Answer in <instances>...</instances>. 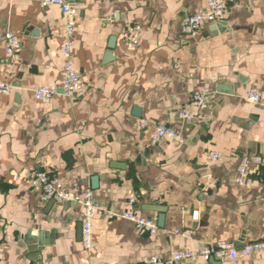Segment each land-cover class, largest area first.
<instances>
[{
    "label": "crops",
    "instance_id": "crops-1",
    "mask_svg": "<svg viewBox=\"0 0 264 264\" xmlns=\"http://www.w3.org/2000/svg\"><path fill=\"white\" fill-rule=\"evenodd\" d=\"M67 1L84 94L59 89L43 103L32 89L60 86L64 19L56 5L0 0V80L11 85L0 94V264H142L219 241L264 240V168L249 186L236 181L244 157L264 155V100L246 98L253 87L264 96V0H224V22L194 36L181 32L182 19L208 0ZM132 23L141 26L135 47L121 36ZM8 30L20 42L11 58ZM201 90L206 106L195 121L181 120L178 111H194L189 100ZM157 123L185 140L152 143ZM213 150L222 157L208 164ZM25 168L56 174L70 199L32 192ZM87 190L96 205L88 250L78 203ZM131 198L154 233L122 217ZM177 264H264V251Z\"/></svg>",
    "mask_w": 264,
    "mask_h": 264
},
{
    "label": "built area",
    "instance_id": "built-area-1",
    "mask_svg": "<svg viewBox=\"0 0 264 264\" xmlns=\"http://www.w3.org/2000/svg\"><path fill=\"white\" fill-rule=\"evenodd\" d=\"M41 7L50 5L58 6L60 13L64 19V28L62 33L61 54L64 59L60 71V86L40 85L32 89L33 97L40 102H49L54 95L60 92L63 95L72 98H80L84 94L83 82L78 70L73 66L71 60V50L75 42V26H76V9L67 0H38ZM226 4L224 0H208L206 7L193 14L183 17L181 22V32L187 36H194L207 23H218L225 18ZM121 36L128 46L135 47L141 40V26L139 23L129 24ZM20 42L18 37L12 31H6L4 37V56L6 58L13 57L19 50ZM11 85L0 80V94H9ZM206 90L193 93L189 100L193 110L180 109L178 116L183 121L193 122L198 118V111L206 106ZM246 98L251 102H261L264 96L258 88H250L246 92ZM138 125L145 127L148 125L146 120H141ZM150 140L152 143H161L166 140H176L183 142L184 136L177 132L169 125L157 123L154 124L150 132ZM222 155L218 151H210L205 160L206 163L216 162L221 159ZM260 168H264V155L253 154L246 156L239 167L237 175V183L241 186H249L252 183L251 175L256 174ZM24 182L28 188L35 193L45 195L52 200L64 202L70 199L69 192L65 188L62 180L53 173L42 170H34L25 168ZM134 199H130L128 209L122 213V217L133 222L140 230H146L154 233L157 229L156 223L146 217H143L135 210ZM78 203L82 209L81 218V243L85 249L93 246V215L96 205L92 198V192L87 190L78 199ZM189 236V233H186ZM261 251H264V240L245 242L241 246H237L233 241H219L217 243L208 244L199 248L183 249L174 252L168 258L151 255L146 258L142 264H177L187 260L200 258L204 261L216 259L219 261H233L239 258L251 257Z\"/></svg>",
    "mask_w": 264,
    "mask_h": 264
},
{
    "label": "water",
    "instance_id": "water-1",
    "mask_svg": "<svg viewBox=\"0 0 264 264\" xmlns=\"http://www.w3.org/2000/svg\"><path fill=\"white\" fill-rule=\"evenodd\" d=\"M73 1V0H72ZM221 23H223L224 22V20H222V21H220ZM139 110L138 109H135V114H137V112H138ZM157 210H160L161 212H164V210H162V209H157ZM163 213L162 214H160V216H159V222H160V225H162V221H163ZM81 227V226H80ZM80 233H81V230H80ZM40 238H41V233H39V240H40Z\"/></svg>",
    "mask_w": 264,
    "mask_h": 264
}]
</instances>
